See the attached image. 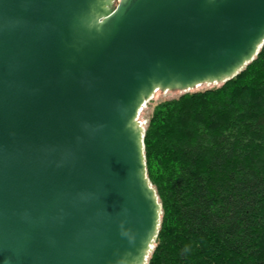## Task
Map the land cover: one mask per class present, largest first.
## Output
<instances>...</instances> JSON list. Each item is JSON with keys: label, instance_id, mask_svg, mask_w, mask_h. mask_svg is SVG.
I'll return each instance as SVG.
<instances>
[{"label": "water", "instance_id": "95a60500", "mask_svg": "<svg viewBox=\"0 0 264 264\" xmlns=\"http://www.w3.org/2000/svg\"><path fill=\"white\" fill-rule=\"evenodd\" d=\"M263 41L264 0H0V264H145L142 106Z\"/></svg>", "mask_w": 264, "mask_h": 264}, {"label": "trees", "instance_id": "16d2710c", "mask_svg": "<svg viewBox=\"0 0 264 264\" xmlns=\"http://www.w3.org/2000/svg\"><path fill=\"white\" fill-rule=\"evenodd\" d=\"M147 104L161 214L145 264H264V41L231 79Z\"/></svg>", "mask_w": 264, "mask_h": 264}, {"label": "rangeland", "instance_id": "374dc122", "mask_svg": "<svg viewBox=\"0 0 264 264\" xmlns=\"http://www.w3.org/2000/svg\"><path fill=\"white\" fill-rule=\"evenodd\" d=\"M216 85H218V84L203 83L201 85H198L194 89L210 88V87L216 86ZM180 93H182V92L169 91V90H165V91L157 90L154 92V94L152 95V97L148 101L151 100L154 104L155 102H158L160 100L175 97V96L179 95ZM147 102L142 106L140 113L138 115V120L141 121V123L143 124L144 127H145L146 122H147V116L149 115V113L151 112V109H152V105H148Z\"/></svg>", "mask_w": 264, "mask_h": 264}]
</instances>
